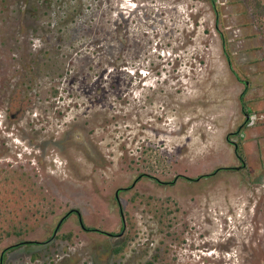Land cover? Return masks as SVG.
Segmentation results:
<instances>
[{
  "label": "rangeland",
  "instance_id": "rangeland-1",
  "mask_svg": "<svg viewBox=\"0 0 264 264\" xmlns=\"http://www.w3.org/2000/svg\"><path fill=\"white\" fill-rule=\"evenodd\" d=\"M0 264H264L247 0H0Z\"/></svg>",
  "mask_w": 264,
  "mask_h": 264
},
{
  "label": "trees",
  "instance_id": "trees-1",
  "mask_svg": "<svg viewBox=\"0 0 264 264\" xmlns=\"http://www.w3.org/2000/svg\"><path fill=\"white\" fill-rule=\"evenodd\" d=\"M247 2L251 8V11H252V14L255 18L257 26L262 30V33L264 35V0H247ZM243 99H244V96H241V100H243ZM234 144H235V150H236V153L238 155V158L242 162H244L245 155H244V152L242 150V147L237 142ZM222 169H230V167L229 168L219 167L215 172L220 171ZM214 173H212V174H214ZM204 176H207V175H200L198 178H202ZM191 180H194V179L191 178ZM25 243H31V242H25ZM120 250L121 249H119L118 251H120Z\"/></svg>",
  "mask_w": 264,
  "mask_h": 264
},
{
  "label": "flooded vegetation",
  "instance_id": "flooded-vegetation-1",
  "mask_svg": "<svg viewBox=\"0 0 264 264\" xmlns=\"http://www.w3.org/2000/svg\"><path fill=\"white\" fill-rule=\"evenodd\" d=\"M250 115V114H249ZM252 116L250 115V118H251ZM249 118V119H250ZM239 129H241V128H239ZM120 192V191H119ZM64 221V219L62 218V220L60 221V223L59 224H61V222H63ZM58 227H59V225H58Z\"/></svg>",
  "mask_w": 264,
  "mask_h": 264
}]
</instances>
